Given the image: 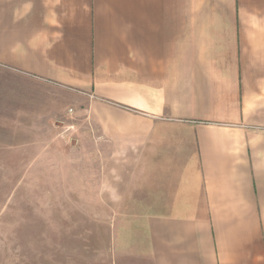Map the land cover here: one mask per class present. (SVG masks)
<instances>
[{"label":"crops","instance_id":"crops-1","mask_svg":"<svg viewBox=\"0 0 264 264\" xmlns=\"http://www.w3.org/2000/svg\"><path fill=\"white\" fill-rule=\"evenodd\" d=\"M1 87L63 105L105 264H264V0H0Z\"/></svg>","mask_w":264,"mask_h":264},{"label":"rangeland","instance_id":"rangeland-1","mask_svg":"<svg viewBox=\"0 0 264 264\" xmlns=\"http://www.w3.org/2000/svg\"><path fill=\"white\" fill-rule=\"evenodd\" d=\"M1 92L0 264H105L119 220L104 217L96 165L73 149L70 132L51 131L45 116L63 105L23 88Z\"/></svg>","mask_w":264,"mask_h":264},{"label":"built area","instance_id":"built-area-1","mask_svg":"<svg viewBox=\"0 0 264 264\" xmlns=\"http://www.w3.org/2000/svg\"><path fill=\"white\" fill-rule=\"evenodd\" d=\"M70 112H72V110Z\"/></svg>","mask_w":264,"mask_h":264}]
</instances>
